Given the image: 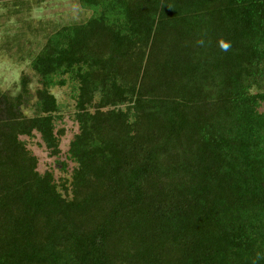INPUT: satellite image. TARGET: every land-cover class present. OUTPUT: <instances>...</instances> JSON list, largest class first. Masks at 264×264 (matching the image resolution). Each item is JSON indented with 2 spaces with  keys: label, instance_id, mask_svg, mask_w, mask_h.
Listing matches in <instances>:
<instances>
[{
  "label": "trees",
  "instance_id": "16d2710c",
  "mask_svg": "<svg viewBox=\"0 0 264 264\" xmlns=\"http://www.w3.org/2000/svg\"><path fill=\"white\" fill-rule=\"evenodd\" d=\"M78 1L0 92V264H264V0Z\"/></svg>",
  "mask_w": 264,
  "mask_h": 264
},
{
  "label": "rangeland",
  "instance_id": "374dc122",
  "mask_svg": "<svg viewBox=\"0 0 264 264\" xmlns=\"http://www.w3.org/2000/svg\"><path fill=\"white\" fill-rule=\"evenodd\" d=\"M90 12L81 8L78 0H21L0 3V92L15 94L16 84L23 73L31 74L29 63L31 57L40 50L46 37L67 24L82 23ZM36 87L35 78L30 85L33 92ZM51 93L61 106L62 123L58 129L65 133L60 140V157L50 158L37 137L23 140L27 148L38 159V171H52L57 177H68L72 163L65 158L68 144L77 127L72 121L74 100L70 86L53 88ZM264 110V105L261 106ZM27 115H31L26 110ZM65 163L66 171L62 172L61 163Z\"/></svg>",
  "mask_w": 264,
  "mask_h": 264
},
{
  "label": "clouds",
  "instance_id": "9594fccd",
  "mask_svg": "<svg viewBox=\"0 0 264 264\" xmlns=\"http://www.w3.org/2000/svg\"><path fill=\"white\" fill-rule=\"evenodd\" d=\"M200 43H203V42L201 41ZM229 46L230 45L229 44H226V43H224V44L221 45L222 49L225 50V51L228 49Z\"/></svg>",
  "mask_w": 264,
  "mask_h": 264
}]
</instances>
